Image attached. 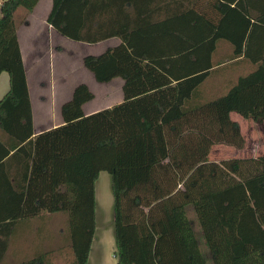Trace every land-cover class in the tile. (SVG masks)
Returning a JSON list of instances; mask_svg holds the SVG:
<instances>
[{
  "label": "trees",
  "instance_id": "1",
  "mask_svg": "<svg viewBox=\"0 0 264 264\" xmlns=\"http://www.w3.org/2000/svg\"><path fill=\"white\" fill-rule=\"evenodd\" d=\"M216 1L213 17L193 0H53L48 22L67 38L120 40L83 64L99 82L122 78L124 99L85 115L94 93L82 83L62 107L65 123L34 137L15 13L22 9L26 20L38 0H4L0 74H9L10 88L0 100V170L23 153L31 179L26 192H15L26 206H0V236L8 230L0 264L16 221L44 212L66 213L72 264H87L102 171L112 178L117 264H264V154L209 159L215 144L244 143L232 112L264 120V31L255 47L252 31L240 37L224 29L230 10L264 29V0L262 16L246 0ZM223 38L234 40L233 58L256 68L206 97L200 91ZM48 255L16 264H53Z\"/></svg>",
  "mask_w": 264,
  "mask_h": 264
},
{
  "label": "crops",
  "instance_id": "2",
  "mask_svg": "<svg viewBox=\"0 0 264 264\" xmlns=\"http://www.w3.org/2000/svg\"><path fill=\"white\" fill-rule=\"evenodd\" d=\"M193 1L194 6L201 13L207 16H216V0ZM246 1L253 7L254 15H263V0ZM52 5L53 0H38L26 20H23L24 11L22 9L15 13L18 23V42L32 106L34 137L65 123L62 107L72 99L75 88L82 83L86 84L94 93V98L83 104L85 115L120 103L124 99L123 86L125 82L122 78L99 82L83 64L85 56L99 55L108 47L119 44L120 40L111 38L90 44L67 38L48 22ZM248 19L250 20L249 24L247 23ZM260 25V21L248 17L247 14L230 10L225 18L224 29L225 32L238 33L240 37L244 32L252 31L253 45L258 47L263 45L264 29ZM196 39L197 37H195ZM233 42L234 40L231 41L228 38L219 39L216 42L212 62L218 66L204 82L200 94L204 92L206 97H215L240 75L252 72L256 68V65L244 57L233 58L235 45ZM178 45L179 43H177ZM9 88V74L2 72L0 74V100L9 91ZM100 93L112 98L113 101L105 104L104 100H100ZM198 98L200 97L198 96ZM251 121L264 127V120L255 122L251 119ZM31 150L33 152V147ZM30 179L31 159L28 161L23 153L10 155L3 169L0 170V189L6 194V197L1 199L0 206L8 209L26 206L25 201L19 199L16 193L26 192L30 186ZM34 187L36 189L38 185L33 184L31 190ZM57 214L44 212L37 216L18 219L7 236L9 242L4 264H11L5 263L8 257L26 259L43 248L50 249L51 231L54 233L53 238L57 237V226L51 227L54 222L56 225L54 216ZM62 220L66 221L67 217H62ZM7 231L5 230L4 234H7ZM4 234H1L0 237L5 238ZM115 250L112 178L107 171H102L96 181V231L87 264H117Z\"/></svg>",
  "mask_w": 264,
  "mask_h": 264
},
{
  "label": "rangeland",
  "instance_id": "3",
  "mask_svg": "<svg viewBox=\"0 0 264 264\" xmlns=\"http://www.w3.org/2000/svg\"><path fill=\"white\" fill-rule=\"evenodd\" d=\"M108 98L100 93V100H104L105 104L106 102L110 103L113 101L112 98H109V100ZM231 118L239 122L240 132L244 138L243 145L238 146L237 144L227 143L215 144L210 150L209 159L211 161H220L231 158H251L264 154V127L256 125L251 119H246L236 112H232ZM62 217H67L66 213L60 212L54 216L56 225L54 222L51 224V227L57 226V237L54 239V233L51 231L50 249L46 247L43 250L49 252L48 258L53 264H72L74 254L71 248L70 232L67 220L63 221L64 219L62 220ZM43 250L40 252H43ZM22 259L8 257L5 263L16 264Z\"/></svg>",
  "mask_w": 264,
  "mask_h": 264
},
{
  "label": "built area",
  "instance_id": "4",
  "mask_svg": "<svg viewBox=\"0 0 264 264\" xmlns=\"http://www.w3.org/2000/svg\"><path fill=\"white\" fill-rule=\"evenodd\" d=\"M4 0H0V8H1V5L3 4Z\"/></svg>",
  "mask_w": 264,
  "mask_h": 264
}]
</instances>
